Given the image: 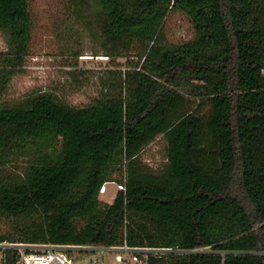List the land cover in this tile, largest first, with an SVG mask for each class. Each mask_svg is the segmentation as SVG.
Here are the masks:
<instances>
[{"label":"trees","instance_id":"obj_1","mask_svg":"<svg viewBox=\"0 0 264 264\" xmlns=\"http://www.w3.org/2000/svg\"><path fill=\"white\" fill-rule=\"evenodd\" d=\"M18 1L0 0L11 35ZM96 1L106 51L127 49L135 29L149 16L158 26L178 1L199 18L197 37L179 54L163 51L157 73H134L133 102L121 70L82 106L45 90L5 101L14 59L0 65V218L12 223L0 239L160 249L147 264H264V0ZM181 80L210 91L160 131L166 163L153 172L136 135ZM15 158L26 160L10 176L2 166ZM115 180L124 189L101 201L99 187Z\"/></svg>","mask_w":264,"mask_h":264},{"label":"rangeland","instance_id":"obj_2","mask_svg":"<svg viewBox=\"0 0 264 264\" xmlns=\"http://www.w3.org/2000/svg\"><path fill=\"white\" fill-rule=\"evenodd\" d=\"M18 2L22 24L14 37L0 24V65L14 59V72L1 96L5 101L45 90L54 92L71 105L82 106L100 95L101 80L109 71L121 70L126 75L125 97L133 102L137 98L128 86L134 73H157L155 62L160 54L167 49L179 54L191 45L197 37L200 22L193 16L191 7L174 2L164 11L158 26L153 27L152 16H149L142 27L131 34L133 38L127 43V49L125 42L122 48L110 52L101 46L104 37L98 20L100 5L96 0ZM108 46L112 48L111 44ZM151 78L157 79L156 75ZM177 85L169 107L165 110L161 104L156 105L136 135L140 144L137 158L153 172L166 163V141L160 131L174 116L194 108L210 91L208 84L198 80L191 83L181 80ZM207 108L204 106L202 110ZM25 160L15 158L2 169L15 176L22 170ZM117 182H107L105 191L99 192L98 198L111 202L118 190ZM11 224L10 219L0 218V235L8 234Z\"/></svg>","mask_w":264,"mask_h":264},{"label":"built area","instance_id":"obj_3","mask_svg":"<svg viewBox=\"0 0 264 264\" xmlns=\"http://www.w3.org/2000/svg\"><path fill=\"white\" fill-rule=\"evenodd\" d=\"M103 183L99 192L106 189ZM118 190L124 186L117 183ZM160 249L123 245H62L0 239V264H147ZM113 254V256H111Z\"/></svg>","mask_w":264,"mask_h":264}]
</instances>
